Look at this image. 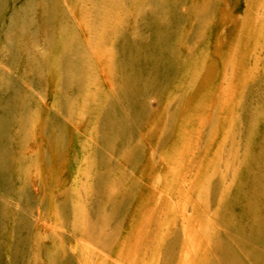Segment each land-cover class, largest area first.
<instances>
[{
    "label": "rangeland",
    "instance_id": "374dc122",
    "mask_svg": "<svg viewBox=\"0 0 264 264\" xmlns=\"http://www.w3.org/2000/svg\"><path fill=\"white\" fill-rule=\"evenodd\" d=\"M0 216V264H264V0H0Z\"/></svg>",
    "mask_w": 264,
    "mask_h": 264
},
{
    "label": "bare ground",
    "instance_id": "6f19581e",
    "mask_svg": "<svg viewBox=\"0 0 264 264\" xmlns=\"http://www.w3.org/2000/svg\"><path fill=\"white\" fill-rule=\"evenodd\" d=\"M157 19H158V18H157ZM160 20H161V19H160ZM161 69H162V68H161ZM14 142H15V141H14ZM3 148H4V147H3ZM3 148H2V149H3ZM4 150H6V149H4ZM2 152H3V151H2ZM5 153H6V152H5ZM2 154H4V153H2ZM2 157H3V156H2ZM3 173H4V172H3ZM248 190H249V189H248ZM0 217H1V216H0ZM254 221H257V218H255ZM202 237H203V236H202ZM207 261H208V260H207ZM212 262H213V261H212ZM212 262H211V264H213ZM216 263H217V262H216Z\"/></svg>",
    "mask_w": 264,
    "mask_h": 264
}]
</instances>
